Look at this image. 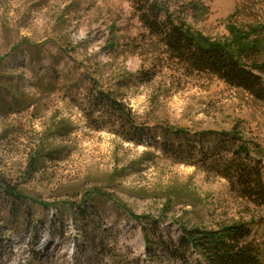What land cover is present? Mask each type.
<instances>
[{
    "label": "rangeland",
    "instance_id": "obj_1",
    "mask_svg": "<svg viewBox=\"0 0 264 264\" xmlns=\"http://www.w3.org/2000/svg\"><path fill=\"white\" fill-rule=\"evenodd\" d=\"M133 1L0 0V97L20 99L0 112V174L26 197L0 195V264H195L171 253L180 226L253 214L264 242V208L238 198L215 167L239 141L220 131L248 143L245 159L264 151V99L151 50ZM163 1L209 39H226L230 23L264 37V0ZM188 2L204 9L180 12ZM40 79L55 90L41 92ZM103 95L121 100L136 128ZM74 191L93 199L79 209Z\"/></svg>",
    "mask_w": 264,
    "mask_h": 264
},
{
    "label": "trees",
    "instance_id": "obj_2",
    "mask_svg": "<svg viewBox=\"0 0 264 264\" xmlns=\"http://www.w3.org/2000/svg\"><path fill=\"white\" fill-rule=\"evenodd\" d=\"M133 2L137 7L138 19L150 37L151 50L162 53L166 60L174 61L188 72L215 76L248 92L255 99H264V37L260 36L257 27L240 28L230 23L227 27L230 35L226 39L213 40L192 30L184 19L175 16L170 10L171 7L163 0ZM201 9H204V6L188 2L186 7H180V12L195 13ZM35 84L41 92L55 90L54 84L44 85L41 79ZM2 93L0 91V96ZM102 97L109 101L123 123L136 128L131 119V111L121 100L104 95ZM15 98L7 101L0 97V112H7L11 105L18 106L20 99ZM168 131L176 134L186 132L171 126ZM220 134L232 135L239 141L230 159L216 163L218 174L228 180L243 202L264 208V151L258 153L257 160L250 161L241 157L242 153H247L249 145L238 137L235 130L220 131ZM42 155V148H36L34 153L29 155L27 165L22 171V175H26L27 179L32 178L38 170L39 158ZM20 183L11 176L0 174V195L14 201L25 200ZM92 194L74 191L73 197L81 196L77 202L79 209L93 199ZM172 197L173 193L170 199L167 198L169 202L163 205L161 213L170 211ZM123 210L137 221L142 218L154 221L147 216H134L128 209ZM256 218L253 214L248 221L221 222L214 228L182 225L181 234L171 253L184 262L188 261L189 255H193L195 264H264V242L256 236ZM33 263H36L34 258L27 264ZM117 264L130 262L119 261Z\"/></svg>",
    "mask_w": 264,
    "mask_h": 264
}]
</instances>
